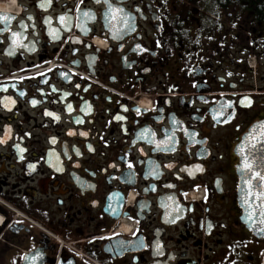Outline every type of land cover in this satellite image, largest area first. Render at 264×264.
Segmentation results:
<instances>
[{
  "label": "flooded vegetation",
  "instance_id": "obj_1",
  "mask_svg": "<svg viewBox=\"0 0 264 264\" xmlns=\"http://www.w3.org/2000/svg\"><path fill=\"white\" fill-rule=\"evenodd\" d=\"M0 13V78L58 64L0 81V264H264V181L239 203V149L264 122V0Z\"/></svg>",
  "mask_w": 264,
  "mask_h": 264
},
{
  "label": "water",
  "instance_id": "obj_2",
  "mask_svg": "<svg viewBox=\"0 0 264 264\" xmlns=\"http://www.w3.org/2000/svg\"><path fill=\"white\" fill-rule=\"evenodd\" d=\"M239 153L241 157L239 165L241 179L239 203L243 207L246 202L248 203V199L246 198L247 188L249 185L252 188L259 186V177L262 176L264 172V122L257 123L250 129V132L246 135L241 144ZM250 201L252 203H259V201L254 200V198H251ZM256 215L257 213L252 214L254 217ZM257 219L259 220V218ZM252 228L257 234L264 236V228L262 225H256Z\"/></svg>",
  "mask_w": 264,
  "mask_h": 264
},
{
  "label": "snow or ice",
  "instance_id": "obj_3",
  "mask_svg": "<svg viewBox=\"0 0 264 264\" xmlns=\"http://www.w3.org/2000/svg\"><path fill=\"white\" fill-rule=\"evenodd\" d=\"M109 8L111 10V5H109ZM118 11H122V9L118 10ZM85 15H87V13H85ZM13 17L9 14H5V13H0V22H4L7 23L8 21H10ZM61 20L64 21V17H61ZM3 29H0V31H2ZM15 35V34H14ZM259 179L261 181H264V176H260ZM249 194H252L251 192ZM259 197L264 200V191H261L260 193H258Z\"/></svg>",
  "mask_w": 264,
  "mask_h": 264
},
{
  "label": "built area",
  "instance_id": "obj_4",
  "mask_svg": "<svg viewBox=\"0 0 264 264\" xmlns=\"http://www.w3.org/2000/svg\"><path fill=\"white\" fill-rule=\"evenodd\" d=\"M21 76V74L20 73H14L13 75H12V78H19ZM199 198V197H198Z\"/></svg>",
  "mask_w": 264,
  "mask_h": 264
},
{
  "label": "bare ground",
  "instance_id": "obj_5",
  "mask_svg": "<svg viewBox=\"0 0 264 264\" xmlns=\"http://www.w3.org/2000/svg\"><path fill=\"white\" fill-rule=\"evenodd\" d=\"M12 4H14V3H12Z\"/></svg>",
  "mask_w": 264,
  "mask_h": 264
}]
</instances>
